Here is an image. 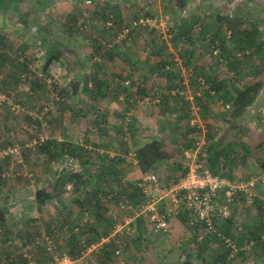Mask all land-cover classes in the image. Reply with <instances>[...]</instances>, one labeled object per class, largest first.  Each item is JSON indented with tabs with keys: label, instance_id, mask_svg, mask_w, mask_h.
<instances>
[{
	"label": "rangeland",
	"instance_id": "obj_1",
	"mask_svg": "<svg viewBox=\"0 0 264 264\" xmlns=\"http://www.w3.org/2000/svg\"><path fill=\"white\" fill-rule=\"evenodd\" d=\"M53 2L41 12L42 17L40 14L38 17L43 27H50V40L61 43L62 64L56 62L46 70L43 53L48 47L43 50L38 48L39 38L34 32H26L22 37V32L17 28L19 16L13 12H0V32L30 59V72L38 80L41 79L43 85V88L34 92L29 90L30 85L23 78L18 84H5L3 79L14 71L9 64L1 69L0 97L5 98V101H0V264H8L12 256L13 264H24L25 260L19 257L18 251L31 236L54 235L61 251L67 252L64 248L65 236L61 233L64 228L60 226L64 217L80 228L84 224L82 220L89 219V216L82 215L79 205L74 202L80 200L85 192L80 193L73 188L64 200L68 204L69 216H64L66 209L57 201H53L52 206H44L42 212L36 209L37 191L47 193L53 181V170L58 165H65L69 157L65 155L59 162H50L39 155L37 150L42 139L55 140L60 144H76L89 152V157H96L90 158L88 163L87 155L84 158L76 157V163L70 166L74 172H80L85 166L90 168L91 175L97 177L101 173L99 167L103 161L117 157L121 159L125 178L134 174L132 178L130 176V181L138 184L146 175H141L137 169L135 149L157 139L164 143L170 159L160 163L156 173L170 184L181 177L188 167L185 155L191 150L187 149V144L194 142V147L201 151L211 126L216 134L228 136L226 142L236 147V155L240 158L245 155L241 145L249 147L246 163L236 168L234 176L242 180L255 178L258 181L255 205L245 209L240 219L243 228L246 224V227L254 228L252 232L257 233L256 226H251V223L248 225L247 221L254 218L259 221L255 214L257 200L264 207V87L253 106L238 120L239 128L230 131L224 120L232 111L226 112L229 110L223 100L206 93L209 89L207 80L217 77L230 81L229 85L240 86L255 80L245 75L244 70L231 69L229 62L219 61L217 64L214 59H217L219 52L202 37L195 38L197 47L192 60L184 61L181 55L186 46L173 41L179 30L174 27V19L171 21L164 12L169 3L173 5L171 0H95L91 8L75 0ZM262 3L263 0H191L181 10L182 14L178 13L177 22L195 15L199 18L198 34L203 26L214 30L219 25L218 16L226 17L245 28L253 24L259 26L260 38L264 42ZM100 5L111 15L115 14L113 9L118 7L126 24L135 21L137 13L138 18L152 16L168 20L173 28V40H161L167 48L164 55L173 64L163 71L158 66L160 59L151 54L149 46L158 39L157 35L149 34L154 31L139 29L137 41H128L125 37L121 42H115L117 34L125 27H116L112 31L115 36L108 46V49L118 46L125 60L116 56L112 62L103 61V56L97 53V50H101L97 39L101 38L103 21L95 14L94 19L87 22L82 12L84 9L95 13ZM20 10L24 12L25 8ZM71 17H76L78 24L87 22L88 26L69 34L65 25ZM107 51L102 50L101 54L107 56ZM104 62L107 65H103ZM93 63L101 65L99 74L107 78L111 87L107 99L93 100L89 90H85L87 78L95 69ZM169 71H173L174 87L167 79ZM259 79L264 84V70ZM118 81L121 89L116 85ZM138 87L145 88V93L138 94ZM66 89L70 91L69 98L63 102L61 97ZM176 94L181 98H176ZM115 95H118L117 99ZM63 109H69L64 119L59 117ZM193 128L196 131H192ZM120 129L126 132V136L122 135ZM7 204L11 205L8 214L1 211ZM35 219L38 220L36 223L31 222ZM56 222L60 223L59 229L54 231L52 225ZM132 226L137 229L136 233L133 237L124 235L128 245L112 264H264V215L258 236L260 242L257 243V238L253 236L248 237L247 242L241 244L236 257L231 258L232 261H229L230 254L222 242L211 239L208 246L206 243L207 247L196 241L190 242L184 228L180 227L166 236H157L144 223L138 227L135 224ZM233 231L237 235V228ZM123 234H126V230ZM244 247L245 251L242 249ZM39 250L34 249L35 260L37 264H43ZM95 251L86 257V264H101L95 257Z\"/></svg>",
	"mask_w": 264,
	"mask_h": 264
},
{
	"label": "trees",
	"instance_id": "obj_2",
	"mask_svg": "<svg viewBox=\"0 0 264 264\" xmlns=\"http://www.w3.org/2000/svg\"><path fill=\"white\" fill-rule=\"evenodd\" d=\"M53 1L54 0H0V12H13L19 16L17 19V28L22 32V37L26 35V32H34L35 36L39 38L37 45L38 48L43 50L42 48L46 49V47H48V49H44L45 51L43 53L44 60L46 61L45 70L56 62L62 64L60 57L62 49L61 43H54L50 40V27H43L38 17L39 14L42 17L41 12L47 10L52 3H54ZM75 1L80 3L87 0ZM190 1L191 0H171L173 5H170L169 3L168 6L171 7L165 10V14L170 17L171 21L174 19V27L177 28L176 30H179V32L175 35L174 40H171L175 43L176 41H179L186 46L184 53L181 55L183 60L188 62L192 60L194 50L197 47V39L195 38L202 37L207 39L210 42V46L219 52L217 59H214L217 64H219V61L229 62L231 69H239L240 71L244 70L243 73L245 75L255 80L244 86H240L239 84L229 85L230 81L226 79H219L217 77L207 80L209 89L206 90V93L212 97L223 100L225 106L230 105V109H227L229 111L226 112L232 111V114L225 116L224 122L227 123L226 125H228V129L230 131L237 130L239 128L238 120L243 117L249 108L253 106L264 87L262 80L259 79L260 75H262V70H264V42L260 38L261 33L259 31V26L253 24L252 27L245 28L243 25L227 19L226 17L218 16L217 19L219 25L214 30L203 26L197 34L196 30L199 18L195 15H191L188 19L181 18V22H177L179 15L182 14L181 10H184ZM262 6L264 7V0ZM22 7L25 8L24 12L20 10ZM102 7L103 6L100 5L95 13H91L92 19H94L93 16L96 14L103 21L100 35L101 38L97 39L98 46L101 50H97V53H99L100 56H103V61L106 62H112V59L116 56L124 59L125 56L123 51L121 52L118 46L108 49V46L115 35L112 31L105 28V23L107 20L111 19V16L113 17L112 20L115 27H128L132 22L126 24L125 20L122 19L121 15H119L117 9H113L116 15H111L105 11L104 7ZM82 12L84 13V9H82ZM137 15L134 20L138 19ZM83 18L85 17L83 16ZM77 22L78 19L76 17H71L70 21L67 24L65 23V30L69 34H73L79 30H84L88 26L87 22L89 21H82L80 24ZM138 32H140L139 29L133 30V33H130L127 40H132V42L137 41L136 34H139ZM149 34L156 36V33L149 32ZM97 41L95 42L96 44ZM14 45L15 43L11 41L10 38L0 32V72H2L1 69L8 64L12 66L14 71L7 75L3 80L5 84H18L23 78L28 81L27 83L30 85L29 90L36 92L38 89L43 88L41 79L38 80L36 75L30 72V59L25 56L22 50L18 48L16 49ZM102 50H109L107 51L109 52L107 56L101 54ZM149 50L154 57L160 59L158 66L161 67L163 71H165L170 64H173L172 62L169 63L167 57L164 55L167 52V48L164 41H162L159 37L154 40L152 45L149 46ZM106 62H104L103 65H107ZM93 64L95 69L93 74L87 78L85 90H89L93 100H98L100 98L107 99L106 95H108V91L111 87L108 85L109 82H107V78L99 74L101 65L98 63ZM167 75L168 82L172 84V87H174L175 85L173 84H175V79L173 71H169ZM1 82L2 81H0V83ZM116 85L119 89H121V83L119 81ZM69 92L70 91L68 89L64 91L61 97L63 102L64 99L69 98ZM137 93L144 94L145 88L138 87ZM115 96L117 99L118 95ZM175 96L178 99L181 98L179 94H176ZM66 111H69V109H63L62 114H60L59 117L64 119V117L67 116ZM97 123L98 121H96V124ZM192 131H196V129L193 128ZM120 132L123 136H126V132H124L123 129H120ZM227 138L228 136H220L216 134L212 127L209 126V130L205 138L206 142L202 147L200 158L211 168L214 174H221L234 179L237 178L234 176L236 168L246 163L249 154V147L244 144L241 145L242 150L245 151V155L240 158L238 154L236 155V147L226 142ZM124 139L126 138L124 137ZM193 143L189 142L187 144L188 150H196ZM134 145L137 146V144ZM37 153L39 155H43L50 162L57 160L59 162V160L61 158L63 159L65 155H68L73 159L79 156L84 158L86 155L89 157L90 155L89 152L79 145L68 144L66 142L60 144L55 140H44L40 143ZM134 153L135 160L137 162V169L140 171L141 175L156 172L160 163L170 159V155L166 150L164 143L157 139H152L151 141L144 143V145L137 146ZM90 158L96 159V157L90 156L87 158V163ZM103 162L104 163H102L99 167L101 169V173L97 177L91 175L90 168L85 166L80 172H74L70 169V166H67L66 164L58 165L51 174L53 175V181L50 184V188L47 193L37 191L35 196V205L36 209L39 211L41 210L42 212L44 206H52L53 201H57L59 202V205H63V208L66 209L64 216H69L70 212L67 209L68 204L64 201L66 199L65 195L71 194V188L75 190L77 189V192L80 193L81 191L85 192L84 195H81L80 200H74V202L79 205L82 215L84 217L86 215L87 217L89 216L87 221L82 220L84 222L81 226L82 228L78 227L75 223L73 224L70 222L67 217H64V221L61 224L56 222L55 225H52V227L54 231L59 229V224L61 228H64L61 231L62 235L65 236V239H63L65 245L64 248H66L67 253L72 257L80 259L93 245H100L99 249L95 251V257L101 264H112L114 263L115 258H117L115 256V251L118 247V239L110 238L115 223L110 218L109 213L115 208V204L120 199L129 198L130 200L135 201L139 197L140 191L138 189V183L125 178V171L121 166L120 158L114 157L113 159ZM262 162V166L264 167V161ZM185 173L186 170L184 174ZM256 204L259 214V221L256 222L255 225L257 233L251 232L250 228L245 227V230H247L245 237L237 236L233 233L234 231H230L228 232L229 235H225L235 240L239 248L241 247V244H243V241L251 236H253L254 239L257 238V243L260 242V237L258 236L259 230L261 229V220L264 215V207L260 200H257ZM10 208L11 205L7 204L1 208V211L8 214ZM58 208H60V206H58ZM61 211L62 209L59 213H61ZM37 221L38 220L35 219V221L31 222L36 223ZM229 223L230 228H232L233 224H231V222ZM34 237L35 236L29 237L28 242L32 241ZM106 238H109V241L102 243V240ZM204 243L206 246V242ZM197 244L201 243L197 242ZM22 246L23 245H21V247ZM39 251L44 260L43 264H51L52 257L43 250ZM232 260L233 259H229V261ZM7 263L13 264L14 262L8 261ZM24 264H27V262L24 261Z\"/></svg>",
	"mask_w": 264,
	"mask_h": 264
},
{
	"label": "built area",
	"instance_id": "obj_3",
	"mask_svg": "<svg viewBox=\"0 0 264 264\" xmlns=\"http://www.w3.org/2000/svg\"><path fill=\"white\" fill-rule=\"evenodd\" d=\"M93 3L92 0L84 2L88 8H91ZM83 16L91 21V11L85 10ZM112 18L111 16L105 23V28L109 31L116 28ZM135 29L154 31L162 40H171L174 35L168 20L143 16L133 21L130 27L123 28L117 34L115 42H121ZM0 101L4 102L5 98L0 97ZM226 108L230 109V105ZM200 155L199 148L186 152L185 157L188 161L186 173L173 183L167 185L156 172L148 173L138 184L140 195L135 201L129 198L117 201L115 208L109 213L115 223L110 238L118 239L116 257L121 256L128 245V241L123 238L124 235L133 237L136 233L137 229L132 225H136L137 221L145 222L155 235H168L172 232L173 222L179 219L184 220L195 241L202 244L209 239L220 240L229 251L230 259L236 257L239 252L236 241L225 236L219 231L218 226L232 219L235 207L245 210L255 205L258 181L255 178L242 180L214 174L201 160ZM75 163L73 158L68 157L66 160V165L73 166ZM125 230L126 234H123ZM241 230L240 227L237 228V231ZM107 241L109 238L103 239L102 243ZM99 247L100 245H93L86 253L89 254ZM20 248L18 253L27 264H37L34 249L43 250L51 256V264H81L80 259L61 251L54 235L34 237ZM13 258L14 256L9 261L14 262Z\"/></svg>",
	"mask_w": 264,
	"mask_h": 264
},
{
	"label": "crops",
	"instance_id": "obj_4",
	"mask_svg": "<svg viewBox=\"0 0 264 264\" xmlns=\"http://www.w3.org/2000/svg\"><path fill=\"white\" fill-rule=\"evenodd\" d=\"M171 6H168V9L170 8ZM116 9L118 10V12H119V15H121V17H122V13H120V10H119V8L118 7H116ZM165 10L166 9H164V12H165ZM147 143V142H146ZM144 145V144H143ZM132 175H134V174H131L130 176H131V178H132ZM130 176H128L127 177V179H129L130 180ZM132 180V179H131ZM245 210L243 209V208H239V207H235L234 208V210H233V215H232V221H227L226 223H222V224H219V226H218V228H219V231H221L224 235H229L228 234V232H230V231H233V229H236V227L238 228V227H240L241 229L243 228V226L240 224V219H241V215H243L245 212H244ZM257 216L259 215L258 214V211H257V213H255ZM88 220V218H85L84 219V221H87ZM257 220L258 219H249V221H247L248 222V225H250L249 223H251L252 225L251 226H255V224H256V222H257ZM229 222H231V224H233L232 225V228H230V223ZM146 224L145 222H143L142 220H139V221H137V223H136V225H137V227H138V225L139 224ZM184 228V230H186V234L189 236V238H190V242H192V241H195V239H194V237H193V235L190 233V231H188L187 230V228H186V226H185V223H184V220H182V219H179V220H176V221H174L173 222V229H172V232L173 231H175V230H177V229H179V228ZM246 224H244V228L241 230V231H238V232H236L237 233V236H244L245 237V234H246V231L247 230H245L246 228ZM140 229H141V227H139ZM251 229L252 230H254V228L253 227H251ZM143 232V231H142ZM141 232V233H142ZM252 232V231H251ZM152 234V233H151ZM154 234V233H153ZM155 235V234H154ZM157 236H166V235H157ZM214 240H216V239H214ZM211 241V239H209L208 241H206V243H207V246L209 245L208 243ZM217 241H220V240H217ZM246 241V240H245ZM251 241V240H250ZM220 242H222V241H220ZM247 242V241H246ZM203 244H205V243H203ZM222 244H223V242H222ZM224 245V244H223ZM206 246V247H207ZM244 251L246 250V248L244 247V248H242ZM194 251H196V250H194ZM244 254H248V253H241V255H244ZM89 254H85V255H83L81 258H80V263L81 264H86V257L88 256ZM259 259V258H258Z\"/></svg>",
	"mask_w": 264,
	"mask_h": 264
}]
</instances>
